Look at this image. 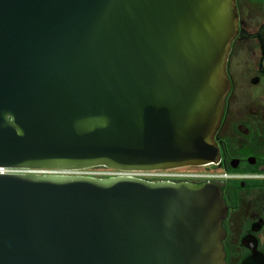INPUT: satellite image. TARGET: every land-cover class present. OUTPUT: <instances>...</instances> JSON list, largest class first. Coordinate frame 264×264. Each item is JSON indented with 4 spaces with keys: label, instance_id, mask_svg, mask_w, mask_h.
<instances>
[{
    "label": "water",
    "instance_id": "water-1",
    "mask_svg": "<svg viewBox=\"0 0 264 264\" xmlns=\"http://www.w3.org/2000/svg\"><path fill=\"white\" fill-rule=\"evenodd\" d=\"M236 0H0V264H226L214 183L73 172L215 163ZM260 264L264 260L259 258Z\"/></svg>",
    "mask_w": 264,
    "mask_h": 264
},
{
    "label": "flooded vegetation",
    "instance_id": "flooded-vegetation-1",
    "mask_svg": "<svg viewBox=\"0 0 264 264\" xmlns=\"http://www.w3.org/2000/svg\"><path fill=\"white\" fill-rule=\"evenodd\" d=\"M236 7L238 31L226 63L230 89L214 137L218 161L160 170L170 176L149 179L218 186L227 208L221 239L226 264H260L257 259L264 260V0H236ZM192 170L210 176H180Z\"/></svg>",
    "mask_w": 264,
    "mask_h": 264
},
{
    "label": "built area",
    "instance_id": "built-area-1",
    "mask_svg": "<svg viewBox=\"0 0 264 264\" xmlns=\"http://www.w3.org/2000/svg\"><path fill=\"white\" fill-rule=\"evenodd\" d=\"M106 170H111V169H107ZM114 171L113 174H110L109 176H116V175H130V176H134V177H141V178H146L149 179L150 177H157L160 176V174L158 173H154V172H158V171H136V172H122V171H116V170H111ZM0 172L4 173V172H8V173H25V172H38V173H47V171H39V170H17V169H1L0 168ZM90 176H96V175H90ZM146 176V177H145ZM180 176H186V177H209V174H201V173H181Z\"/></svg>",
    "mask_w": 264,
    "mask_h": 264
},
{
    "label": "rangeland",
    "instance_id": "rangeland-1",
    "mask_svg": "<svg viewBox=\"0 0 264 264\" xmlns=\"http://www.w3.org/2000/svg\"><path fill=\"white\" fill-rule=\"evenodd\" d=\"M196 172L201 173V174H206V175L209 174L208 172H201V171H194V170H192V171H184L182 173H190V174H192V173H196ZM73 173L82 174V175H96L97 177H107L110 174H113L114 171L106 170L103 167H96V168H90V169L75 171ZM154 173H158V174H160V176H168L169 175V172H154ZM179 173H181V172H179Z\"/></svg>",
    "mask_w": 264,
    "mask_h": 264
},
{
    "label": "trees",
    "instance_id": "trees-1",
    "mask_svg": "<svg viewBox=\"0 0 264 264\" xmlns=\"http://www.w3.org/2000/svg\"><path fill=\"white\" fill-rule=\"evenodd\" d=\"M104 169H106V168H104Z\"/></svg>",
    "mask_w": 264,
    "mask_h": 264
}]
</instances>
